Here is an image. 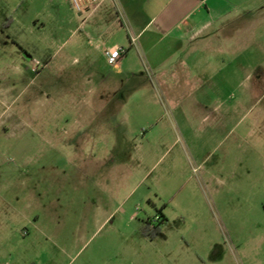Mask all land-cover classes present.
I'll return each instance as SVG.
<instances>
[{
  "label": "rangeland",
  "instance_id": "1",
  "mask_svg": "<svg viewBox=\"0 0 264 264\" xmlns=\"http://www.w3.org/2000/svg\"><path fill=\"white\" fill-rule=\"evenodd\" d=\"M78 14L0 0V264H264V130L204 122L140 45L110 66Z\"/></svg>",
  "mask_w": 264,
  "mask_h": 264
},
{
  "label": "crops",
  "instance_id": "2",
  "mask_svg": "<svg viewBox=\"0 0 264 264\" xmlns=\"http://www.w3.org/2000/svg\"><path fill=\"white\" fill-rule=\"evenodd\" d=\"M78 16L90 24L89 32H79L103 41L107 53L123 48L126 57L140 45L154 74L170 78L167 94L199 95L192 107L204 122L222 124L228 134L245 123L249 135L264 130V64L254 63L256 48L264 58V0H103ZM111 41H129V47H109ZM242 73L250 105L236 99ZM224 88L230 101L223 100ZM245 110L247 119L239 121Z\"/></svg>",
  "mask_w": 264,
  "mask_h": 264
},
{
  "label": "built area",
  "instance_id": "3",
  "mask_svg": "<svg viewBox=\"0 0 264 264\" xmlns=\"http://www.w3.org/2000/svg\"><path fill=\"white\" fill-rule=\"evenodd\" d=\"M101 1L103 0H69L73 10L78 13H83L88 8L97 5ZM126 54L127 50L123 48H112L106 54L107 62L110 66H117Z\"/></svg>",
  "mask_w": 264,
  "mask_h": 264
},
{
  "label": "water",
  "instance_id": "4",
  "mask_svg": "<svg viewBox=\"0 0 264 264\" xmlns=\"http://www.w3.org/2000/svg\"><path fill=\"white\" fill-rule=\"evenodd\" d=\"M25 57H26L27 59H29V60L31 59V57H30V56H28L27 54L25 55Z\"/></svg>",
  "mask_w": 264,
  "mask_h": 264
},
{
  "label": "trees",
  "instance_id": "5",
  "mask_svg": "<svg viewBox=\"0 0 264 264\" xmlns=\"http://www.w3.org/2000/svg\"><path fill=\"white\" fill-rule=\"evenodd\" d=\"M157 228V227H156ZM159 235V232L157 233Z\"/></svg>",
  "mask_w": 264,
  "mask_h": 264
}]
</instances>
